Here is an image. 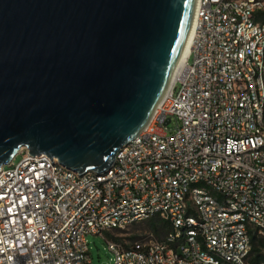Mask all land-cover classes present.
I'll use <instances>...</instances> for the list:
<instances>
[{
	"label": "built area",
	"instance_id": "built-area-1",
	"mask_svg": "<svg viewBox=\"0 0 264 264\" xmlns=\"http://www.w3.org/2000/svg\"><path fill=\"white\" fill-rule=\"evenodd\" d=\"M261 10L264 0H198L190 54L108 173L27 147L2 166L0 264H93L89 234L107 240L113 264H253L252 232L264 238ZM153 218L169 228L162 239L115 236Z\"/></svg>",
	"mask_w": 264,
	"mask_h": 264
},
{
	"label": "water",
	"instance_id": "water-1",
	"mask_svg": "<svg viewBox=\"0 0 264 264\" xmlns=\"http://www.w3.org/2000/svg\"><path fill=\"white\" fill-rule=\"evenodd\" d=\"M197 2L0 0V170L27 147L108 173L168 92Z\"/></svg>",
	"mask_w": 264,
	"mask_h": 264
},
{
	"label": "rangeland",
	"instance_id": "rangeland-1",
	"mask_svg": "<svg viewBox=\"0 0 264 264\" xmlns=\"http://www.w3.org/2000/svg\"><path fill=\"white\" fill-rule=\"evenodd\" d=\"M190 62L192 63L193 60H190ZM176 126V121L170 124V133L173 132ZM21 158L22 155L18 154L13 161L17 163ZM148 221L149 220L133 224L123 231L116 232L115 236H117L122 242H135L149 239L156 240L157 237L151 230ZM87 239L93 264H113L114 253L109 249L108 242L103 236L89 234Z\"/></svg>",
	"mask_w": 264,
	"mask_h": 264
},
{
	"label": "trees",
	"instance_id": "trees-1",
	"mask_svg": "<svg viewBox=\"0 0 264 264\" xmlns=\"http://www.w3.org/2000/svg\"><path fill=\"white\" fill-rule=\"evenodd\" d=\"M257 21H264V10L257 13ZM149 225L157 239H162L168 231L167 224L160 218L150 219ZM250 261L253 264H264V238L258 237L252 232V252L250 255Z\"/></svg>",
	"mask_w": 264,
	"mask_h": 264
},
{
	"label": "bare ground",
	"instance_id": "bare-ground-1",
	"mask_svg": "<svg viewBox=\"0 0 264 264\" xmlns=\"http://www.w3.org/2000/svg\"><path fill=\"white\" fill-rule=\"evenodd\" d=\"M195 29H196V15H194V19H193V23H192V28H191L190 36H189L187 45H186V47H185V49L183 51V54H182V56H181V58L179 60V63L177 65V68H176V71H175L174 76L177 75V73L180 70L182 64L184 63V61L187 59L188 55L191 52L193 40H194V37H195ZM173 79H174V77H173Z\"/></svg>",
	"mask_w": 264,
	"mask_h": 264
}]
</instances>
